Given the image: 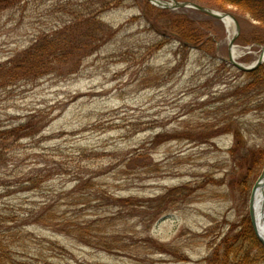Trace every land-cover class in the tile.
I'll return each instance as SVG.
<instances>
[{"label": "rangeland", "instance_id": "obj_1", "mask_svg": "<svg viewBox=\"0 0 264 264\" xmlns=\"http://www.w3.org/2000/svg\"><path fill=\"white\" fill-rule=\"evenodd\" d=\"M62 1L26 0L0 13V64L62 24ZM181 11L205 27L216 52L179 54L170 32L150 50L159 34L146 24L144 0H125L102 14L117 33L98 49L77 51L81 58L54 73L0 82V126L37 132L0 160V262L212 264L224 238L250 219L251 191L264 170V158L251 160L264 149V110L234 116L239 144L215 127L226 120L217 106L227 84L244 77L216 72L219 61L229 62L236 26ZM240 34L237 60L249 65L264 44ZM31 176L37 181H26Z\"/></svg>", "mask_w": 264, "mask_h": 264}, {"label": "trees", "instance_id": "obj_2", "mask_svg": "<svg viewBox=\"0 0 264 264\" xmlns=\"http://www.w3.org/2000/svg\"><path fill=\"white\" fill-rule=\"evenodd\" d=\"M25 1L0 0V13L19 7ZM192 1L222 11L229 10V6L236 7L238 11L235 12V16L241 25L240 36L242 39L248 36L249 42L264 44V0ZM123 2L125 0H64L60 2L59 11L62 12V24L52 27L49 32L44 33L39 42L27 48L20 57L9 59L0 64V82L21 77L30 79L34 76L54 73L62 64L66 65L81 58L77 51L87 47L90 50L98 49L104 41L113 38L117 33L111 31L109 28L111 26L102 20V14ZM144 6L147 15L145 17L146 24L159 34L158 40L151 44L150 50L159 49L164 45L165 41L170 38L167 32H170L178 44L179 54L191 48L208 50L212 54L216 52L215 41L208 38L205 27L188 13L182 12L181 9L161 8L148 0H144ZM244 14H248L250 19L257 23L244 18ZM152 16L154 17L152 18ZM141 17L144 18L143 15ZM219 63L221 64L217 65V73L221 74V70L224 73L227 68V71L237 72L240 76H244L238 82L232 81L227 84V96L217 106L218 109H225L221 114L226 116V120L223 121V118L222 122L215 125L216 128H228L234 133L237 144H239L242 130L239 121L234 116L253 109L264 110V63L252 71H240L225 60H221ZM223 73L221 77L225 75ZM215 77L207 79V82L212 83L214 81L212 79ZM37 117L33 116L36 119ZM2 127L0 126V160H4V162L8 161V157L12 154L11 148L14 150L18 141L23 137L31 138L37 134V132L26 133L24 131L30 127L29 124L22 123L6 129ZM236 148L237 146H234L229 151L233 153ZM254 151L251 160L256 164L264 158V149ZM39 175L43 177L41 174ZM36 179L38 178L31 176L26 181L34 182L37 181ZM180 189L179 186L171 189L166 196H163V199L169 198L171 194L180 191ZM113 199L114 204L121 202L124 206L147 205L144 201L134 197L116 199L113 197ZM4 219L7 220V218ZM154 244L162 246L158 242ZM221 249H223L222 252L218 249L215 250V259L212 264H259L264 261V246L257 238L249 217L243 219L236 232L224 238ZM0 264L4 263L0 262Z\"/></svg>", "mask_w": 264, "mask_h": 264}, {"label": "water", "instance_id": "obj_3", "mask_svg": "<svg viewBox=\"0 0 264 264\" xmlns=\"http://www.w3.org/2000/svg\"><path fill=\"white\" fill-rule=\"evenodd\" d=\"M152 4L161 7V8H167V9H179V8H194L197 9L201 12H204L214 18L220 19L223 22H225L226 18H231L233 20V23L236 26V30L234 31V35L230 40L229 44V49H230V54L227 60L237 68L243 71H252L260 67L264 63V45L260 49V53L257 57V59L249 64H243L242 62H239L236 59V55L234 54L233 50L235 47V40L237 36L240 34L241 26L239 20L236 18V16L229 12V11H220L214 8H211L209 6H205L202 4H199L197 2H194L192 0H149ZM264 187V170L262 171L261 175L255 182L252 191H251V196H250V201H249V215H250V220L252 223V226L254 228V231L258 237V239L261 241V243L264 246V236L260 232V228L258 226V220H263L264 221V198H263V203L261 206V211H260V219L258 216L257 212V206H256V195L257 192L260 188Z\"/></svg>", "mask_w": 264, "mask_h": 264}, {"label": "bare ground", "instance_id": "obj_4", "mask_svg": "<svg viewBox=\"0 0 264 264\" xmlns=\"http://www.w3.org/2000/svg\"><path fill=\"white\" fill-rule=\"evenodd\" d=\"M225 23L227 25V27L229 29H232V27L234 26V23H233V20L231 18H226L225 20ZM234 54L235 55H239L240 53H238V50L236 48H234L233 50ZM263 198H264V187L263 188H260L257 192V195H256V206H257V212H258V216L260 214V211H261V206H262V203H263ZM259 219H260V216H259ZM258 226L260 228V232L262 233V235L264 236V221L263 220H258Z\"/></svg>", "mask_w": 264, "mask_h": 264}]
</instances>
